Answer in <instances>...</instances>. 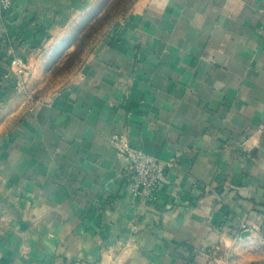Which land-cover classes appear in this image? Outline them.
<instances>
[{
    "label": "crops",
    "instance_id": "crops-1",
    "mask_svg": "<svg viewBox=\"0 0 264 264\" xmlns=\"http://www.w3.org/2000/svg\"><path fill=\"white\" fill-rule=\"evenodd\" d=\"M93 1L0 16V264L264 259V0H136L28 107L3 78L12 52L35 75ZM115 135L174 161L154 203L132 195Z\"/></svg>",
    "mask_w": 264,
    "mask_h": 264
},
{
    "label": "rangeland",
    "instance_id": "rangeland-1",
    "mask_svg": "<svg viewBox=\"0 0 264 264\" xmlns=\"http://www.w3.org/2000/svg\"><path fill=\"white\" fill-rule=\"evenodd\" d=\"M136 0H94L91 7L76 18L50 47L36 74L30 68L26 87L19 92L27 106L49 98L64 87L88 62L99 42L112 33L129 13Z\"/></svg>",
    "mask_w": 264,
    "mask_h": 264
},
{
    "label": "built area",
    "instance_id": "built-area-1",
    "mask_svg": "<svg viewBox=\"0 0 264 264\" xmlns=\"http://www.w3.org/2000/svg\"><path fill=\"white\" fill-rule=\"evenodd\" d=\"M13 0H0V16L10 13ZM13 78V88L16 92L25 89L30 76V68L22 58L12 52L9 62V73L3 76ZM111 142L117 156L126 162L125 175L128 178V188L136 198L154 203L162 184L166 180V169L173 166L174 161L162 162L141 149L132 147L124 135H115ZM245 229V226H242ZM260 245L264 249V237L260 238ZM246 264H264V259Z\"/></svg>",
    "mask_w": 264,
    "mask_h": 264
}]
</instances>
